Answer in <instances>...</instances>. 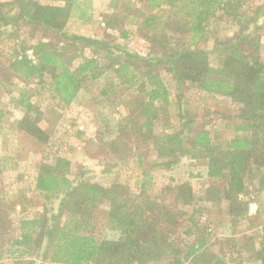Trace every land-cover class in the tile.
Masks as SVG:
<instances>
[{
	"label": "trees",
	"instance_id": "trees-1",
	"mask_svg": "<svg viewBox=\"0 0 264 264\" xmlns=\"http://www.w3.org/2000/svg\"><path fill=\"white\" fill-rule=\"evenodd\" d=\"M49 1L62 5L35 0L0 2V44L2 39L14 41L16 37L11 30L19 25L31 27L34 33L42 35L30 47L33 60L26 55L25 46L21 55L13 50L15 55L5 67H0L4 82L13 78L38 85L48 78L58 103L68 106L82 81L101 80L105 72L111 71L116 81L108 86L126 87L135 97L141 96L128 115L116 122L110 117L101 121L103 137L106 134L109 137L103 140L99 136L98 140L102 145L106 143L105 147L114 155H121L114 166L125 163L123 160L134 151L140 167L145 156L142 147L155 152L159 160L155 166L164 169L186 155L203 158L206 176L223 179L224 186L205 189L198 203H220L232 227L248 218L253 195H264V57L260 53V37L251 33V24L257 23L258 15L241 17L235 13L238 8L242 12L245 0H145L148 14L141 12V25L153 34L150 38L153 51L147 56L109 39V33H104L102 38L67 33L65 28L77 10L78 0ZM85 2L81 5L86 9ZM128 4L126 0L123 10L114 12L106 21L107 30L120 31V39H127L129 33L113 21L130 18L126 12ZM134 9V14L139 13L136 6ZM229 9L237 17V32L227 41L217 40L212 51L198 48L206 40L216 12ZM171 19L176 20V26L174 33L168 35L165 31ZM173 35L183 38L176 40L177 48H171ZM210 55L217 58L215 67L210 64ZM164 72L175 82L174 116L180 125L178 130L170 124L171 99L163 81ZM185 86L199 94L225 98L237 107L230 122L229 138L223 143L217 142L221 138L209 128L198 126L193 131L190 110L182 108L181 89ZM111 93L104 88L101 100ZM16 100L23 115L15 122V130L42 144L48 143L49 135L39 126L38 107L22 93ZM186 144H190L188 149ZM70 166V161L62 157L39 163L34 190L46 202L43 212L20 220L18 235L13 239L5 238L12 219L9 213L2 212L5 208H0V262L9 259L18 264H159L162 261L227 264L226 255L234 253V258L228 259L231 264H264V226L259 240L250 237L245 244H238L233 236L223 239L216 236L215 241H209L211 232L198 228L202 215L196 216L202 213L203 206L194 207L190 183H171L151 200L145 189L132 193L127 184L116 181L104 186L87 180L85 172L70 178ZM110 171L108 168L103 172ZM161 195L172 197L171 204H166ZM22 204H19L21 209ZM180 206L191 207V212L179 209ZM186 215L194 227V231L188 227L183 232L189 241L180 239L173 230ZM215 244L229 250L228 254L213 251Z\"/></svg>",
	"mask_w": 264,
	"mask_h": 264
},
{
	"label": "rangeland",
	"instance_id": "rangeland-1",
	"mask_svg": "<svg viewBox=\"0 0 264 264\" xmlns=\"http://www.w3.org/2000/svg\"><path fill=\"white\" fill-rule=\"evenodd\" d=\"M125 2L126 0H117L115 3L113 0H93L90 5L86 4V9L81 5L74 12L75 18L68 21L65 30L69 34H81L95 38H102L104 33H109L111 35L109 39L116 40V43L124 45L130 51L142 56L150 55L153 51L150 42L153 34L143 29L141 25V12L148 14L145 0H128L129 8L126 12L130 18H125L121 22L118 19L113 21V24L115 23L118 28L120 26L128 31L127 39L119 38L120 31L106 29V21L111 19L114 12L123 10ZM134 6L137 7L139 13H133ZM83 10L84 14L82 15ZM232 11L233 9H229L228 12L224 10L216 12L209 23L206 40L200 42L198 48L212 51L217 40L227 41L233 37L237 32L235 23L237 17L231 15ZM241 11L239 12L238 8L235 13L237 15L240 13L241 17H253V13L258 15L257 23L251 24V33L255 37H260L258 40L262 50L260 53L262 52L264 57V37H262L264 33V0H245ZM168 23L169 26L165 32L172 35L175 31L176 20L171 19ZM33 31L31 27L19 25L11 30V33L16 37L14 41L1 40L0 67H5L9 58L15 55L13 50L18 51V55H21L25 52L21 50L22 47L25 46L24 49H26L27 46H31L41 39V33ZM180 38V35H173L171 40L173 47H170L177 48L178 41L176 40ZM217 63L215 55H210V64L215 67L218 65ZM162 77L170 93L171 106L168 108L171 117L170 124L178 130L180 125L174 116V107L177 105L175 82L166 72L162 74ZM44 80V84L38 85L37 82L26 84L13 78L4 82V77L0 75V208H5V210L2 209V212L9 213L8 215L12 219V224L5 235L6 239H13L18 235L20 220L31 218L34 214H42L46 202L43 196L34 190L38 165L41 162H53L55 158L62 157L70 161V178H76L80 173L85 172L84 177L87 180L96 181L104 186L116 181L127 184L132 193H138L141 189H145L151 200L160 193L162 194L163 188L171 183L188 182L195 197L194 207L203 206L202 213L198 214L196 218L202 215L199 218L201 222L198 228H204V232H211L209 241H215L216 236L222 239L233 236L240 245L247 243L250 237L259 240L264 226L263 194L253 195L257 206L249 205V212L254 216L240 220L233 227L220 203L209 204L205 201L198 203L197 199L203 197L205 189L224 186L223 179H210L206 176L205 159L186 155L169 169H164L155 166V163L159 162L155 152L147 149L148 147H142L141 150L145 156L140 167L133 156L134 151L130 152L129 156L123 160L125 163L121 162L118 166H114L121 155H114L111 149L105 147L106 143L102 145L98 140L99 136L103 140H108L109 137L108 134L103 137L104 128L101 121L103 118L110 117L116 122L128 115V110L141 96L135 97L128 92L126 87L118 88L114 84L108 86L110 82L116 81L111 71L105 72L101 80L92 81L87 78L82 81L80 90L68 106L58 103L50 85H48L49 79L44 78ZM104 88L111 90L112 93L101 100V91ZM181 90L184 95L182 108L190 110L189 115L193 117L194 121L193 131H196L198 126H203L209 128L213 135L221 138L217 142L223 143V140L228 139L230 122L233 121V117L237 113V107L225 98L199 94L187 86ZM21 93L40 110L39 126L49 135L48 143L42 144L22 131L13 130L14 123L23 115L21 109L16 106V99L20 98ZM129 146L132 144L129 143ZM189 147L190 144H186V148ZM108 168H111L110 173H104L103 171ZM161 198L166 204H171L172 197L161 195ZM20 203H23V209L16 208ZM11 205H14L15 209L10 207ZM178 208L188 213L191 212V207L180 206ZM50 214L49 212V216ZM188 215L180 219L177 222V227L173 228L180 239L186 241H189L190 238L183 235V232L188 227L194 231V227L190 226ZM191 225L193 224L191 223ZM220 250L226 254L229 251L221 244H215L213 251L220 253ZM234 256L235 254L232 253L230 256L226 255V258L232 260ZM228 259L226 260L227 264H231ZM18 263L9 259L0 262V264ZM159 264H166V262L162 261Z\"/></svg>",
	"mask_w": 264,
	"mask_h": 264
},
{
	"label": "crops",
	"instance_id": "crops-1",
	"mask_svg": "<svg viewBox=\"0 0 264 264\" xmlns=\"http://www.w3.org/2000/svg\"><path fill=\"white\" fill-rule=\"evenodd\" d=\"M9 1H11V0H0V2H9ZM35 1H38L39 3H41V4H51V3H53V4H60V5H62V3L61 2H50L49 0H35ZM84 1H86L85 3H88V5H90V3L92 2L93 3V0L91 1V0H83V1H80V0H78V6H77V8H80V6H81V3L83 2L84 3ZM72 18H75L74 17V13H73V15L71 16V18H69V20L70 19H72ZM68 20V21H69ZM32 46V45H31ZM31 46H27L26 47V55H28V57L30 58V59H32L33 60V57H32V54H31ZM11 58V57H10ZM16 129V124L14 123V127H13V130H15ZM0 131H1V129H0ZM1 134V133H0ZM255 201L256 200H254V202H252L251 204H250V206L251 205H256L257 206V204L255 203ZM16 208H20V206L18 205V207H16ZM257 212V211H256ZM253 213H251V212H249L248 211V218H252L254 215H252ZM256 239V238H255ZM257 240V239H256Z\"/></svg>",
	"mask_w": 264,
	"mask_h": 264
}]
</instances>
